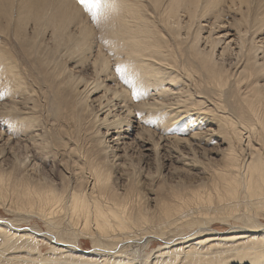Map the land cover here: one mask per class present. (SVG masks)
Instances as JSON below:
<instances>
[{
	"label": "rangeland",
	"instance_id": "374dc122",
	"mask_svg": "<svg viewBox=\"0 0 264 264\" xmlns=\"http://www.w3.org/2000/svg\"><path fill=\"white\" fill-rule=\"evenodd\" d=\"M23 1L17 0V9H14L10 20L0 16V61L2 64L7 62L14 64L13 72H8L7 75L14 76L15 81L13 86L7 84L8 79L6 80L0 67V172L3 173L0 176L5 178L4 182L9 183L13 189L26 180L31 182L36 189L50 188L58 193L64 191L68 196L70 192H82L83 184L88 176V163L101 162L107 168L104 172L107 178L105 187L94 189L88 199L90 201L97 199L104 206V195H113L120 202L131 196L137 204L132 212L127 213L131 217V227L122 231L123 235H133L136 232L139 236L127 241L125 247L121 249L124 250L125 257L148 252L151 248L163 244V238L158 237L152 238L151 245L148 244L146 240L149 237L146 238L143 233L148 229L169 230L160 219L165 204H161V200L173 197L174 194L188 199L195 197L194 192L199 195L201 193L208 195L207 202H202L200 208L211 213L210 216L215 217L218 213L220 216L217 218L216 215L214 219H210L209 226L217 232L230 230L229 223L231 222L227 223V221H231L232 215L228 216L229 212L220 214V208L225 203L231 204L232 201L241 203L248 202V200L244 199V183L240 184L236 198H232L226 193L221 180L214 174V171L217 172V169L223 167L229 142L218 133L208 135L209 137L205 135V139L203 135L193 136L190 132H186L188 130L184 128L189 117L180 118L184 113L175 120L171 130L167 129L168 126L165 123L170 114L174 113H169L171 110L167 108L163 110L165 113L160 118L158 115L151 116L150 124L144 121L148 115L140 108L144 102L148 103L154 96L149 94L146 96L148 98H139L137 93L123 82L124 77L119 73L116 63H113L112 53L107 47L108 42L114 39L116 32L115 23H110V17H108L111 13L108 6H111L112 1L103 0L105 2L103 6L100 5L101 0L98 4L96 0H51L52 2L62 1L67 11L71 15L74 14L76 18L69 22L66 29L67 36L64 37L66 41L61 45L56 42L57 38L53 35L51 26L42 28L36 26L29 15L23 17L25 13L18 9ZM177 1L165 0L161 5L151 0L142 1L143 12L150 18V23L157 28V35L162 39L164 54L173 57V61L177 62L180 67L183 62L186 63L188 53L193 52L189 50V47L197 37L200 38L199 46H204V48L210 45L209 38H220L221 42L215 51L214 58H217L216 62L222 61L224 65L222 66L232 73L236 69L235 62L244 56L242 52H246L247 49V43L242 49L237 44L240 42H238L237 34L239 26L236 22L241 18V11L247 12L245 7V10L242 8L239 10L234 5L235 0H212L211 2L197 0L193 7L194 15L189 16L187 10H181V8H178V11L172 10V6ZM258 1L261 9H264V0ZM158 8L164 11L165 16L169 13L170 17L166 20L170 22L171 31L169 28H163L160 20L156 19L155 16L158 14L154 12ZM213 8L222 15L221 20H216L210 14ZM82 22L89 29L87 35L89 44L85 46L84 52L79 54L73 41L78 36L80 37L77 25ZM253 39V42L260 43L264 47V28ZM227 44L229 46H226ZM251 45L253 48L254 44ZM223 48H225V54L219 56ZM99 49H101L99 59L97 65L93 67L92 60ZM253 54L257 59L262 55ZM243 58L240 60L241 63L255 69L257 85H263L264 67L259 69L255 66L252 57L245 58V61ZM104 61L107 62L105 72L98 75L96 71L101 68ZM168 75H166L167 78L170 75L176 76V70ZM178 76L179 74L177 82L174 80L169 83L168 81L163 82V87L165 85L164 88L168 90L164 98L162 97L166 104L173 102L178 93L183 94L181 89H184L186 84L192 83L189 80L186 83L184 78L180 80ZM96 82H101V87L96 92L87 95L86 90ZM242 86L239 89H233L236 99L245 98L249 94L248 88L243 89ZM86 87L87 89H84ZM189 88L191 89V85ZM122 89L127 92V99L124 103L129 104L132 113L128 117L124 110L121 112L119 107L121 101L117 103V100H112V103L119 104L113 108L112 114L120 115V118L128 121L124 122L123 129H126L129 124V130H127L129 132L124 133L125 138L116 144V140L113 139L116 134L111 132L113 129L110 126L106 127L105 124H99L98 118H103L105 109L101 107L104 106L107 98L112 96V91ZM187 89L188 87L184 89L185 92ZM156 94L160 96L157 91ZM193 95L191 96L193 98L185 104L189 108L196 107L194 101L200 98L196 97L198 94ZM262 98L260 96L257 99L256 105L258 113L264 119V102L260 101ZM24 119L29 120L33 126V132L31 130L27 132L23 125ZM216 126L215 124L211 126L214 131L219 130ZM239 130L241 136L245 137L243 123ZM263 133L264 128L259 131L261 141ZM101 134H104L102 145H109L113 153H103L100 150L99 137ZM136 136L138 138H135ZM154 142L158 145L157 150L153 146ZM231 149L237 155L239 154L240 147L234 137ZM263 151L264 148L260 155ZM247 154L248 150L244 149L240 153V158L247 157ZM242 170L243 173L239 178L243 177L244 168ZM256 193L258 194L257 191ZM67 199L68 197H65V203ZM224 199L229 200L219 201ZM65 203L56 208L68 210L65 206L68 203ZM192 208L193 205L188 202V205L181 210ZM256 214V219H264L263 216L258 217L260 213ZM141 217H146V219H141ZM224 217L226 222L221 220ZM32 218L30 223L18 219L15 194L8 187L7 195L0 198V220H9L13 227L20 230H27L26 228L34 230L36 235L43 238L39 242L38 250L44 253L48 249L46 241L54 244L53 238L58 236L57 232L45 227L43 221L37 216H32ZM90 225L92 226V223ZM56 226L64 238L73 237L69 230L71 227L68 226V219L63 215ZM74 239L76 243L65 242V246L91 251L92 245L98 242L96 236L89 239L84 235H77Z\"/></svg>",
	"mask_w": 264,
	"mask_h": 264
},
{
	"label": "bare ground",
	"instance_id": "6f19581e",
	"mask_svg": "<svg viewBox=\"0 0 264 264\" xmlns=\"http://www.w3.org/2000/svg\"><path fill=\"white\" fill-rule=\"evenodd\" d=\"M98 1L96 0L97 4ZM101 1L100 5L104 6L105 2ZM110 1H112L111 6L107 5L111 9L108 17H110V23H115L116 32L114 39L108 42L107 47L112 53L113 63H116L119 73L123 75V82L128 84L139 98H148L146 96L149 94L154 96L150 98L148 103L144 102L140 108L148 115L144 121L150 124L151 116L158 115L160 118L165 113L163 110L165 111L167 108V110H171L169 113L174 112L170 114L165 123L168 126L167 129L171 130L175 120L184 113L180 118L189 117L184 130H188L186 132H190L193 136H211L217 135V133L223 135L222 137L229 142V145L223 167L217 169V172L214 171V174L221 180L226 193L232 198H236L240 184L244 183V199L248 202L232 201L231 204L225 203L219 212L220 214L229 212L228 216H233H231V221H227L225 217L224 219L221 218L227 223L231 222L229 223L231 229L217 232L209 226V222L216 215L218 218L219 213L215 217L210 216L211 213L200 208L202 202H207L208 195H202V193L199 195V193L194 192L195 197L191 195L192 198L188 199L174 194L173 197L161 200V204H165L160 219L168 226L169 230L154 231L148 229L143 233V236L149 237L146 240L148 244L151 245V239L154 237L163 238V244L151 248L148 252L125 257L124 250L121 249L125 247L127 241L134 240L139 236V233L136 232L133 235H123L122 231L131 227V217L127 213L132 212L137 204L131 196L122 199L120 202L113 195H104V206L97 199L93 201L88 199L94 189H104L105 187L107 178L104 172L107 168L101 162L88 163V176L83 184L82 192H70L68 196L64 191L58 193L50 188L36 189L31 185V182L26 180L12 189L9 183L4 182L5 178L0 176V198L7 195L9 187V190L15 194L18 219L30 223L33 220L32 216H37L43 221L45 227L55 230L58 235L53 238L54 244L46 241L48 249L41 253L38 246L43 238L36 235L34 230L30 228L20 230L13 227L9 220H0V264H264V219H256V213H260L258 217H264L262 214L264 213V151L260 155L264 148V133L262 141L259 135V131L264 128V119L258 113L256 105L260 96L263 97L260 101L264 102V84L258 86L255 81V69L240 62L242 57H244L243 61L246 60L245 58L252 57L255 66L259 69L264 67V47L260 43L258 45L253 42V38L260 34L264 28V9H261L258 0H235L234 5L239 10L244 9V7L247 10L246 13L241 11V18L236 22L239 26L237 34L239 36L238 42H240L237 44L242 49L247 43V49L246 52H242L244 56L235 62L236 69L229 73L223 67L222 61L216 62L217 58H214L215 51L221 42L220 38H212L213 40L209 38L210 40L207 41L210 45L204 48V46H199L200 38L197 37L189 47V50L193 52L188 53L186 63L183 62L179 67L177 62L173 61V57L172 59L169 55L164 54V44H162L160 36L157 35V28L152 26L153 23H150V18L142 10L143 0ZM164 1L151 0L154 3L159 2L160 5ZM211 1L204 0V2ZM17 3V0H0V16L10 20L14 9H17ZM196 3L197 0H178L172 6V10L178 11V8H181V10H187L191 16L194 15L193 7ZM18 9L25 13L23 17L29 15L36 26L42 28L51 26L53 28L52 33L57 38L56 42L59 45L66 41L64 37L67 36L66 29L69 22L73 18L76 19L74 14L71 15L67 11L62 1L24 0ZM154 13L158 14L155 17L160 20L161 26L169 28L171 31L170 22L166 20L170 17L169 13L165 16L164 11L159 8ZM210 14L216 20L222 19V15L214 8ZM77 27L80 37L73 38V42L76 51L82 54L85 46L89 44V37L87 36L89 29L83 22ZM111 27L113 28V24ZM248 41L254 44L253 48ZM240 49L239 51H241ZM100 50H97L96 56L93 57V67L97 65ZM253 53L262 54L263 60L257 59ZM224 54L225 48L221 50L219 56ZM106 64L107 62L104 61L101 68L96 71L98 75L105 72ZM0 67L3 75L6 76V80L8 79L7 84L13 86L14 76L7 75V73L13 72L14 64L10 62L2 64L0 61ZM174 70H176V76L170 75L167 78L166 75L172 74ZM178 74L180 80L184 78L185 82L187 80L192 81V83L186 84L188 89L191 85V89H187L185 92L186 87H183L184 89H181L183 94L178 93L173 102L166 104L163 96L168 90L164 88L165 85L163 87V82L176 81ZM241 85L246 86H242L243 89L248 88L249 94L245 98L236 99L233 89H239ZM100 87L101 82H96L90 88L88 87L87 95L96 92ZM178 88L180 89V87ZM156 91L160 93V96L156 94ZM193 94H198L196 97L200 98L194 101L196 107L189 108L185 104L193 98H191ZM110 98H107L106 103L101 107L105 109L103 111L104 116L98 120L100 121L99 124H105L106 127L110 126L113 129L111 132L116 134L113 139L118 144L119 140L125 138L123 137L124 133L129 132L127 131L129 124H127L126 129H123L122 126L127 120L120 118V115L112 114L113 108L119 105L112 103V100H117V103L121 101L119 105L121 112L124 110L128 117L131 115L132 109L128 106L129 104L126 105L127 102L124 103V100L127 99V92L124 89L112 91ZM242 123L244 134L246 133L245 137L241 136L239 130ZM212 124L217 125L216 127L222 131H214L211 127ZM23 125L27 132H33V126L29 120L24 119ZM103 136L104 134H101L99 137L100 150L103 153H113L109 145H102ZM233 137L237 139L240 147L238 155L231 149ZM204 138L206 139V136ZM153 146L156 150L158 149L156 142L153 143ZM244 149L248 150L247 157L240 158V153ZM243 168V177L239 178L243 173ZM0 174L3 175L2 172ZM65 197H68L66 202L68 204L65 206L69 211L56 208L64 205ZM253 199L257 201H252ZM226 200L229 199L219 201ZM188 202L193 205V208L181 210L188 205ZM61 215L68 219V226L71 227L69 230L73 234L72 238L61 236L56 226V223L61 220ZM141 219H146V217H141ZM77 235H84L89 239L96 236L98 242L92 245L91 251L65 246V242L76 243L74 238ZM119 250L121 251L115 254Z\"/></svg>",
	"mask_w": 264,
	"mask_h": 264
}]
</instances>
